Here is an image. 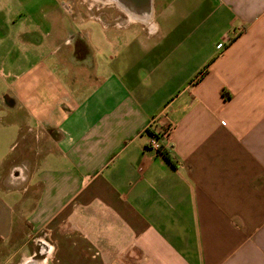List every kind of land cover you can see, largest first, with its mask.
Returning <instances> with one entry per match:
<instances>
[{
	"label": "crops",
	"instance_id": "crops-1",
	"mask_svg": "<svg viewBox=\"0 0 264 264\" xmlns=\"http://www.w3.org/2000/svg\"><path fill=\"white\" fill-rule=\"evenodd\" d=\"M32 1L0 0V256L264 264V0H93L99 31Z\"/></svg>",
	"mask_w": 264,
	"mask_h": 264
},
{
	"label": "rangeland",
	"instance_id": "rangeland-1",
	"mask_svg": "<svg viewBox=\"0 0 264 264\" xmlns=\"http://www.w3.org/2000/svg\"><path fill=\"white\" fill-rule=\"evenodd\" d=\"M92 2L93 0H33L32 2H30V7L31 9H36L35 7H38V5L40 6H44L45 8H51L52 9H58L60 12L62 11L63 15H64V22L66 23V25H68L69 27H72L74 30L76 31H94L95 29H97V31L100 30L101 25L100 23H96L93 20H91L89 18V16L86 13V9H90L92 7ZM152 0H151V7L152 8ZM68 11L69 13H66L65 11ZM14 11H15V17H16V22L18 23V25H22V23L25 22L28 12H27V7H24L21 3L19 2H15L14 1ZM67 11V12H68ZM90 11V10H88ZM82 17L84 18V21L81 22L80 18ZM135 27V26H134ZM18 44H21V41L18 40ZM20 47V51H23L21 45L17 46V49ZM30 54V53H29ZM31 56V55H29ZM28 57L27 59L24 61V65L27 63ZM2 67V69H5L6 73L8 71L9 68L4 67V66H0ZM4 79H6L5 81L7 82L5 84V81H2L0 79V95H1V91H5V94L10 95L8 92L6 91L7 89L9 90L11 87V84L14 83V78L11 77L10 75H6L4 77ZM4 94V95H5ZM5 107H0V123L1 121H5L7 119L6 117V113H5V109H3ZM24 133V132H23ZM14 143V141H13ZM11 144H8V146L6 147H10ZM13 157V154L11 152V154L8 157V161H0V169H3L6 165H9V160ZM42 235L40 234H36L35 237L31 236V240L28 241L27 243V248L29 249L30 253L34 252V256L28 258L27 260V256H24L23 254L20 253H16L15 255H12L10 252V250L6 251V254L8 253V255L11 254V256H6L5 252L4 254H2L0 256V264H42V262L45 259V255L42 253L44 248H47V245L45 244V242H43L42 240H38V237ZM29 237V236H28ZM42 237V236H41ZM34 240H33V239ZM27 241V240H25ZM45 253V252H44Z\"/></svg>",
	"mask_w": 264,
	"mask_h": 264
},
{
	"label": "built area",
	"instance_id": "built-area-1",
	"mask_svg": "<svg viewBox=\"0 0 264 264\" xmlns=\"http://www.w3.org/2000/svg\"><path fill=\"white\" fill-rule=\"evenodd\" d=\"M223 43L218 44V48H223ZM172 124L170 122L163 123L158 129L150 128L148 147L156 150L158 153H165L166 147L162 142L163 139L170 137L172 131Z\"/></svg>",
	"mask_w": 264,
	"mask_h": 264
},
{
	"label": "flooded vegetation",
	"instance_id": "flooded-vegetation-1",
	"mask_svg": "<svg viewBox=\"0 0 264 264\" xmlns=\"http://www.w3.org/2000/svg\"><path fill=\"white\" fill-rule=\"evenodd\" d=\"M122 7H142L145 4L144 0H120ZM131 2V3H130Z\"/></svg>",
	"mask_w": 264,
	"mask_h": 264
},
{
	"label": "water",
	"instance_id": "water-1",
	"mask_svg": "<svg viewBox=\"0 0 264 264\" xmlns=\"http://www.w3.org/2000/svg\"><path fill=\"white\" fill-rule=\"evenodd\" d=\"M145 1V4L144 6H142L144 9H149L151 7L150 3H151V0H144Z\"/></svg>",
	"mask_w": 264,
	"mask_h": 264
},
{
	"label": "trees",
	"instance_id": "trees-1",
	"mask_svg": "<svg viewBox=\"0 0 264 264\" xmlns=\"http://www.w3.org/2000/svg\"><path fill=\"white\" fill-rule=\"evenodd\" d=\"M165 155H166V157L167 158H169L170 159V156H169V154H168V152L167 151H165V153H164Z\"/></svg>",
	"mask_w": 264,
	"mask_h": 264
}]
</instances>
